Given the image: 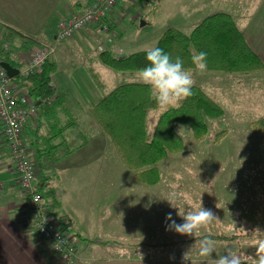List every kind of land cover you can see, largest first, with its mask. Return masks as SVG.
<instances>
[{
	"label": "crops",
	"instance_id": "0c3cea01",
	"mask_svg": "<svg viewBox=\"0 0 264 264\" xmlns=\"http://www.w3.org/2000/svg\"><path fill=\"white\" fill-rule=\"evenodd\" d=\"M87 4L88 0H0V31L12 29L18 33L17 38L23 36L30 44L47 41L50 37L52 40L58 22L83 11ZM259 8L242 27L229 14L264 62V6ZM114 11L112 9L103 20L111 29L116 22ZM102 27L93 24L83 28L82 33L99 34ZM105 47L111 49L110 44ZM100 65L104 69L105 66ZM261 73L264 70L255 72V79L258 80ZM54 75L52 82L61 100L29 119L22 136L34 167L35 184L42 185L43 202L77 248L78 258L70 264H214V259L225 255L228 248L239 252V235L254 236L259 233H254L256 229L264 233V210L257 213L254 206L256 191L252 182L256 181V176L248 172V167L256 170L253 163L227 165L221 172H214L211 181L205 178L172 181L187 188L184 194L172 184L161 189L159 183L143 186L130 180H119L116 185L112 181H100L110 148L87 108L104 93L86 99L73 79L68 78L70 74L59 75L55 80ZM245 77H233V80H247ZM247 89L251 92L250 100L264 107V85H250ZM224 91H229L228 87ZM236 95L233 93L232 97ZM263 116L264 113L256 118ZM79 118L97 127L98 132L94 134L105 137L96 152H91L85 141L79 144L78 133L73 130ZM240 186L246 193L245 204H238L235 195V188ZM48 189L53 192L50 196H47ZM0 195V264H67L52 255L48 243L36 238L27 199L20 189L8 147L2 140ZM173 198L182 211L195 210L202 203L219 220L201 228L196 237L166 230L171 223L166 220L169 213L176 223H183L177 216L178 209L170 207L167 201ZM257 218H262V225H257ZM205 236L215 241L212 257H201L195 244L196 239ZM262 236L264 240V234ZM186 253L188 260L184 259Z\"/></svg>",
	"mask_w": 264,
	"mask_h": 264
},
{
	"label": "rangeland",
	"instance_id": "374dc122",
	"mask_svg": "<svg viewBox=\"0 0 264 264\" xmlns=\"http://www.w3.org/2000/svg\"><path fill=\"white\" fill-rule=\"evenodd\" d=\"M261 5L264 6V0H118L113 8L116 22L112 29L107 25L108 30L99 29V34H86L82 33L84 31L82 28L80 29L82 31L78 30L81 33L76 31L60 41H56L54 35L52 40L50 37L47 41L31 44L25 37L15 36L11 45L13 52H22L21 50L25 48L36 50L43 45H53L54 53L51 59L57 63L59 68L55 72L54 80L60 78L59 75L63 77V75L70 74L68 78L73 79L84 98H96V94H103L120 83L138 81L137 72H120L108 67L101 69L96 57L97 51H100L99 46L104 49L107 44H110L116 55H126L152 48L166 28L176 27L184 33H189L200 20L215 12L230 13L242 27V24L249 22L250 16L256 13ZM72 9L75 11L74 7ZM2 35L3 32L0 31V38ZM89 53V59L86 60ZM88 65L95 67L100 73V77L105 82V90L97 87L88 71ZM262 70L264 69L249 73H220L205 70L202 74H195V84L208 92L222 106L224 113L220 118L210 121L207 138L203 141L195 140L189 128L178 126L184 140L183 149L157 163L161 175L157 183L145 185L136 182L132 178L131 171L107 138L105 141L108 142L110 151L107 152V164L99 180L112 181L114 185L119 180H130L143 186H155L159 183L158 188L161 189L172 184L184 194L187 188L171 182H187L204 178L211 181L212 174L221 172L227 165L253 163L256 165V170L248 167V172L256 176V181L252 182L256 191L254 206L257 208V213L262 212L264 210V178L262 177L264 174V138L251 131L249 122L257 119V115L264 113L262 111L264 107L250 100L251 92L247 89L250 85L255 86L259 83L264 85V73L260 74L258 80L255 79L257 75L254 74ZM243 76H246L247 80H233V77L242 79ZM226 87L229 91H224ZM233 93L237 94L236 97H232ZM79 120L76 128L73 129L78 133L76 137L79 144L85 141L86 147L91 152H96L102 146L103 138L106 136L94 134L98 132L99 127L97 126V129V127L90 126L85 118H79ZM149 121V129H152L155 121L153 113L150 114ZM222 129H226L227 134L218 143H213L215 133ZM235 189H237L234 194L237 196L238 204H245L246 193L242 192L244 188L240 186ZM256 222H259L257 225L263 224L262 218H257ZM239 238L241 239L239 240V252L255 257L258 242L263 240L262 234L239 235Z\"/></svg>",
	"mask_w": 264,
	"mask_h": 264
},
{
	"label": "trees",
	"instance_id": "16d2710c",
	"mask_svg": "<svg viewBox=\"0 0 264 264\" xmlns=\"http://www.w3.org/2000/svg\"><path fill=\"white\" fill-rule=\"evenodd\" d=\"M92 1L88 0V4ZM16 35L18 33L12 29L4 30L1 39L10 44V50L2 59L18 68L11 56V43ZM154 47L163 49L173 59L180 57L185 67L191 70H195L192 55L201 51L207 53L206 70L209 72L249 73L264 69V62L227 12H215L204 17L189 33L168 27L160 34ZM145 50L116 55L112 49L105 47L98 51L96 57L100 64L109 69L137 72L147 64ZM57 70V63L49 58L39 69L13 77V89L40 101L39 110L47 109L62 98L52 82V74ZM88 71L97 87L105 90V82L95 67L88 65ZM47 98L52 100L42 102ZM87 111L131 171L132 178L145 185L160 180L158 162L183 149L184 140L178 126L189 128L195 140L203 141L207 138L210 121L224 113L222 106L199 85H194L193 95L187 99L161 107L152 98L148 87L139 81L120 83L105 91L100 99L89 104ZM151 113L155 121L152 129H149ZM249 127L253 133L264 138V117L251 120ZM226 134V129L216 132L212 142L218 143ZM2 141L7 145L5 139ZM35 187L41 192L42 185L35 184ZM48 190L47 196L52 195L53 192Z\"/></svg>",
	"mask_w": 264,
	"mask_h": 264
},
{
	"label": "built area",
	"instance_id": "2783aa9c",
	"mask_svg": "<svg viewBox=\"0 0 264 264\" xmlns=\"http://www.w3.org/2000/svg\"><path fill=\"white\" fill-rule=\"evenodd\" d=\"M117 2L118 0H93L83 11L61 19L57 24L55 40L68 38L74 32L93 24H100L104 30H108L103 20ZM98 48L103 50L101 46ZM9 50L10 44L0 38V62ZM21 51H12L11 56L18 65L19 73L25 75L39 69L47 59L53 57L54 47L43 45L36 50L25 48ZM11 79L0 65V124L2 125L0 141L5 139L7 142L20 189L27 198V208L36 237L50 245L51 253L56 259L70 264L78 258L77 248L43 203L42 193L35 187L34 167L28 149L22 141L24 126L29 119L38 115L40 101L15 91ZM50 100L52 98L44 99L42 102H50Z\"/></svg>",
	"mask_w": 264,
	"mask_h": 264
},
{
	"label": "clouds",
	"instance_id": "9594fccd",
	"mask_svg": "<svg viewBox=\"0 0 264 264\" xmlns=\"http://www.w3.org/2000/svg\"><path fill=\"white\" fill-rule=\"evenodd\" d=\"M145 51L147 64L138 69L136 75L138 81L148 87L152 98L159 106H172L193 95L195 74H202L207 68L206 52L201 51L192 55L191 60L195 69L193 71L185 67L180 57L173 59L159 47L148 48ZM167 201L170 207L178 209L177 216L183 220V223H176L169 213L166 220L171 223L166 230L183 236L196 237L201 228L219 220L213 211L205 209L202 203L195 210L182 211L177 206L175 198ZM257 232L261 233L259 229H256L254 233ZM195 244L198 246L201 257H212L215 252V241L209 236L196 239ZM187 254L184 256L186 260H188ZM214 264H264V240L258 242L255 257L228 248L225 255L214 259Z\"/></svg>",
	"mask_w": 264,
	"mask_h": 264
},
{
	"label": "water",
	"instance_id": "95a60500",
	"mask_svg": "<svg viewBox=\"0 0 264 264\" xmlns=\"http://www.w3.org/2000/svg\"><path fill=\"white\" fill-rule=\"evenodd\" d=\"M0 65L2 68L5 69V71L7 72V74L9 75V77L13 78L15 77L17 74H19V70L18 68L13 67L12 65H10L8 62L5 61H1Z\"/></svg>",
	"mask_w": 264,
	"mask_h": 264
}]
</instances>
